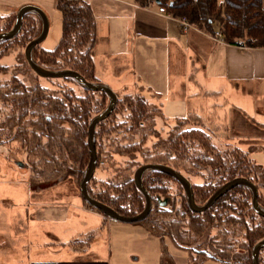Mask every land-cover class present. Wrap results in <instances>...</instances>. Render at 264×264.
<instances>
[{"label": "trees", "instance_id": "16d2710c", "mask_svg": "<svg viewBox=\"0 0 264 264\" xmlns=\"http://www.w3.org/2000/svg\"><path fill=\"white\" fill-rule=\"evenodd\" d=\"M55 1L61 13L59 39L52 48L43 47L41 42L35 44L31 51L34 62L52 71L72 69L87 81L99 82L90 53L96 39V20L89 2ZM135 1L143 6L150 2L164 5L172 14L185 16L192 24L209 32H215L217 28L227 42L264 47V0H224L223 5L218 4L217 0ZM16 13L12 11L0 14V32L12 28ZM41 28L40 15L35 11L25 12L21 29L11 37L0 39V58L10 53L13 45L25 48L29 41L39 35ZM22 58L18 64L29 65L24 54ZM16 67L10 72L11 78L0 81V144L20 140L25 152L24 165L31 170L29 183L32 190L47 188L69 176L79 183L90 158L87 142L89 122L105 108L96 106L92 97L94 94H100L102 98L109 95L103 90L90 89L83 84L81 86L84 91L80 94L72 89L55 93L38 82L27 85L19 78ZM8 68V65L0 63V72L2 69L7 71ZM62 78L75 80L71 76ZM149 105L150 102L140 93H127L123 97H117L111 112L94 127L96 163L99 160L96 147L98 141L104 133H110L116 128L115 120L119 111L127 108L129 112L124 121L136 126L149 117ZM60 123H68L72 128L70 137L75 148L71 147L69 138L63 142L57 130H54L53 126L56 124L58 127ZM41 135L47 136L54 145L57 144L60 147L57 150H63L64 161L70 162L64 170H56L57 174L52 177L49 174L44 176L43 170L37 168L38 162L32 159L33 152L39 148L43 155L51 159L56 156L59 160L62 155L57 156L50 151L47 154L50 146L47 147L48 144L40 139ZM211 137L209 130L199 124L178 127L169 137L168 151L171 154L189 160L195 167L205 166L212 171L213 179L210 181L191 182L195 202L204 204L224 182L241 176L257 186V201L264 208V193L261 191L264 182L260 181L264 179V166L255 162L240 147L218 149ZM92 178L93 176L87 186L91 197L111 206L120 214L133 216L145 207V195L133 177H128L121 183L109 182L104 185V189L98 191L90 183ZM169 180L176 182L177 194L180 195L179 205L176 196L171 197ZM142 183L149 191L153 206L148 215L138 222L148 230L161 237H171L176 244L191 251L190 256L194 261L214 257L224 263L253 264L252 248L264 238V215L252 207V189L246 184H235L209 207L195 211L189 205L184 187L171 174L160 169H148L142 175ZM165 197L167 201L162 204ZM88 205L101 212L89 203ZM184 222L200 225L198 237L194 241L183 240L181 237L180 229ZM263 249L264 246L260 249L259 257Z\"/></svg>", "mask_w": 264, "mask_h": 264}, {"label": "crops", "instance_id": "0c3cea01", "mask_svg": "<svg viewBox=\"0 0 264 264\" xmlns=\"http://www.w3.org/2000/svg\"><path fill=\"white\" fill-rule=\"evenodd\" d=\"M86 1L96 20L90 50L95 75L100 84L121 88L119 94L137 92L150 103L164 98L167 111L182 117L178 104L209 96L247 113L242 88L250 89L245 94L264 88V47L215 41L210 35L217 28L184 31L176 20L158 12L155 2L143 6L135 0ZM24 5L40 7L49 15V25H61L55 0H0V14ZM11 147L0 144V264H162L164 236L140 222L123 224L105 216L87 205L80 191H72V196L79 195L74 202L45 196L48 187L32 190L24 162L17 161L23 167L20 174L9 159L8 151L15 154ZM58 205H69L78 214L69 216L67 209L55 208ZM132 236L140 239L129 249ZM209 260L221 261L207 257L197 262Z\"/></svg>", "mask_w": 264, "mask_h": 264}, {"label": "rangeland", "instance_id": "374dc122", "mask_svg": "<svg viewBox=\"0 0 264 264\" xmlns=\"http://www.w3.org/2000/svg\"><path fill=\"white\" fill-rule=\"evenodd\" d=\"M217 2L218 4L223 5L224 0H217ZM43 12L50 24L49 15L44 10ZM60 31V22L48 25L47 35L45 39L42 40L41 45L46 48H52L58 41ZM12 47L10 53L0 58L1 64L3 63L9 66L7 71H4L3 69L1 70L0 81L11 78L12 75L10 72L14 66H17L16 68L19 78H21L27 85H33L38 82L47 90L55 93L66 89H72L76 94H80L84 91L81 82L78 79L65 80L62 77H36V73L32 68L28 67V64V66L26 64H18L23 60L22 56L24 54V47H19L17 45H13ZM111 88L118 97H123L124 94H119L118 92L121 88L119 90L116 86L115 88L111 86ZM242 89H245V93L249 92V88L243 87ZM136 93L137 92H131V94ZM241 93L243 96L247 95V97H243L248 101L245 103L246 105H243L245 109L248 110L246 111L247 113L237 112L229 104L225 103L224 99H221L218 95L221 99L220 103H216V101L213 100L214 97L211 98L210 96L204 99L200 98L198 101H195L193 98L187 99L185 103L178 104V106H180V111L184 110V115H182V117L175 116V113L173 114V112L167 111L169 110V105L165 103V99H158L156 97L154 100L155 102L150 103L148 107L149 117L143 119L141 124L138 123L136 126H131L129 122L124 121L129 111L127 108H123V110L119 111L116 116V128L110 133H104L96 146L99 152V160L96 163L93 178L90 182L94 190L98 191L104 189V185L109 182L121 183L126 178L133 177L136 168L139 165L148 162L163 161L169 163L168 165L176 167L175 169L187 176L191 182L201 183L213 179L212 171L209 167H195L193 166V163L189 162V160L177 158L168 151L169 137L172 132L178 127L189 124H199L207 128L212 134L211 141L218 149L240 147L242 150L247 151L255 162H259L264 166V88L259 86L257 90L253 92L250 91V94ZM92 98L95 102L94 104L99 106V108L101 106L107 108L112 99L110 96L102 98L100 94H94ZM1 105L0 102V106ZM157 105H160L161 108ZM125 106L126 105L124 104L123 107ZM251 110L254 112H251ZM123 123H125V125H122ZM35 124H38V121H35ZM53 127L54 130H57L59 133L58 136H60V139L63 140V142H66V138H69L71 147L74 146L73 148H75V143L71 142L70 137L72 128L68 123H60V126L58 127L55 124ZM40 139L45 142L46 145L48 144L47 147L50 146V149H47V154L48 151H50L57 156L62 155L59 160L56 156H53L51 159L49 156L43 155L44 153L42 149L39 148L33 152L32 159L38 162L37 168L43 170L44 176L49 174L52 177L57 174L56 170H64L67 163L70 162L66 163V161H64L63 150L58 151L57 149L60 147H58L57 144L54 145L55 143H53V141L47 136L41 135ZM10 145H12L11 149H13V153L15 154L12 156L10 151H8L7 154H9L10 160L13 159L14 168L18 169L19 166L17 165V161H23L25 158V152L23 151L24 147L19 139L11 141ZM21 151H23V155ZM72 155L75 154L72 153ZM62 163L63 165L65 164V166H63ZM21 168L23 167L21 166L18 169L20 174L23 172ZM30 171L31 170L27 168L26 172L28 175ZM169 181L171 186V197L173 195L176 196L177 205H179L180 195L177 194L178 187L176 182L172 180ZM260 181L264 182V179H261ZM79 184L80 182L78 183L73 177L69 176L48 187V189L43 192H45V196L62 198L68 201L73 200L76 202L79 199V195L76 197L72 196V191H80ZM261 191L264 193V187H262ZM85 203L88 205L86 201ZM48 208L50 210L53 209L51 206ZM55 208L67 209L66 211L69 216H75L78 214L76 212L77 210L69 205H58ZM109 222L110 225L111 223H114L112 219ZM118 222L132 225L140 224L138 221ZM180 230L183 240L194 241V239L198 237L200 225L184 222ZM112 239L114 241L115 237H112ZM137 239L140 238L134 236L129 238V242L127 243L129 249L136 245ZM163 241L166 254L163 256V261L161 258L162 264H227L223 261H219V263H214V261L211 260L206 261L205 263L194 261L190 256L191 251L176 244L171 237L164 236ZM156 242L158 250L161 253L162 248H160V238L156 239ZM192 254L195 255V252H192ZM259 258L260 264H264V249L261 251ZM230 263L241 264L239 262Z\"/></svg>", "mask_w": 264, "mask_h": 264}, {"label": "water", "instance_id": "95a60500", "mask_svg": "<svg viewBox=\"0 0 264 264\" xmlns=\"http://www.w3.org/2000/svg\"><path fill=\"white\" fill-rule=\"evenodd\" d=\"M27 11H35L37 12L42 20V28L41 32L38 36H36L34 39L29 41L25 48H24V55L26 57V60L28 61L30 67L33 69V71L38 74L39 76L43 77H64V76H71L74 79L80 80L81 84H83L85 87L90 89H100L105 91L112 99L109 104V106L105 109H103L100 113L95 115L89 122L88 125V135H87V142H88V149H89V162L88 165L82 175L80 184H79V190L80 194L83 197V199L88 202L91 206L101 210L103 214L109 218L125 221V222H136L139 220H142L145 218L151 209V197L149 194V191L144 187L142 183V174L146 169H160L163 170L175 178L182 184V186L185 189L187 199L189 202L190 207L195 211H201L207 207H209L219 196H221L223 193H225L229 188L234 186L235 184L243 183L246 184L249 188L252 189V207L259 213L264 215V208L261 207L257 201V195H258V189L255 184L250 182L246 177L237 176L234 177L226 182H224L213 194L209 197V199L202 205L197 204L193 197V189H192V183L185 176L182 172H179L171 165L162 163V162H148L139 165L134 173V180L138 186V188L143 192L146 199L145 207L142 211L139 213L133 215V216H124L120 214L117 210L112 208L111 206L104 204L94 198L91 197V195L88 192V181L93 176L95 167H96V153H95V142H94V127L96 123L102 119H104L113 109L114 105L117 101V94L113 91V89L106 85V84H100L99 82H90L85 80V78L77 71L72 69H64V70H58V71H52L45 69L38 64H36L31 56L32 48L35 44L40 43L47 35L48 31V21L45 16V13L43 10L35 5H24L16 13V19L15 23L12 26V28L8 31L0 32V39L11 37L14 34H16L21 29L22 19L23 15ZM166 203V199H163L162 204ZM264 246V238L259 240L255 243V245L252 248V263L253 264H260L259 260V252L260 249Z\"/></svg>", "mask_w": 264, "mask_h": 264}, {"label": "built area", "instance_id": "2783aa9c", "mask_svg": "<svg viewBox=\"0 0 264 264\" xmlns=\"http://www.w3.org/2000/svg\"><path fill=\"white\" fill-rule=\"evenodd\" d=\"M157 11L160 12V13H163V14L167 15V17H169L171 19L176 20L181 25V27H182V29L184 31H186L188 29H196V26L194 24H192L188 20L187 17H185V16H177V15L172 14L171 12H169L167 10V8L164 5H158ZM210 36L215 41H218V42H223L224 41L223 36H222V34H221L220 31H216L215 34L210 35ZM242 46H246V45H242Z\"/></svg>", "mask_w": 264, "mask_h": 264}, {"label": "flooded vegetation", "instance_id": "af4514ba", "mask_svg": "<svg viewBox=\"0 0 264 264\" xmlns=\"http://www.w3.org/2000/svg\"><path fill=\"white\" fill-rule=\"evenodd\" d=\"M8 143H11V142H7V143H4V144H8ZM144 173V172H143ZM143 175V174H142ZM133 178H134V176H133ZM89 182V181H88ZM88 186V185H87ZM164 199H166V201H167V197H165ZM151 203H152V205H151V207L153 206V201L151 200Z\"/></svg>", "mask_w": 264, "mask_h": 264}]
</instances>
